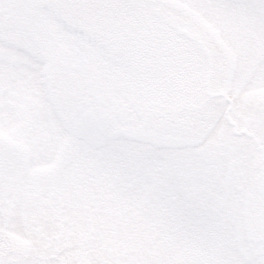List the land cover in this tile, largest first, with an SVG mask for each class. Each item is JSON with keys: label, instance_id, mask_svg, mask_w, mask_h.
I'll return each instance as SVG.
<instances>
[{"label": "snow or ice", "instance_id": "1", "mask_svg": "<svg viewBox=\"0 0 264 264\" xmlns=\"http://www.w3.org/2000/svg\"><path fill=\"white\" fill-rule=\"evenodd\" d=\"M0 264H264V0H0Z\"/></svg>", "mask_w": 264, "mask_h": 264}]
</instances>
